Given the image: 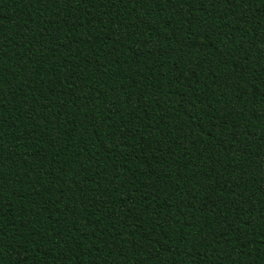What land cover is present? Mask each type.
Instances as JSON below:
<instances>
[{"label": "trees", "instance_id": "1", "mask_svg": "<svg viewBox=\"0 0 264 264\" xmlns=\"http://www.w3.org/2000/svg\"><path fill=\"white\" fill-rule=\"evenodd\" d=\"M0 264H264V0H0Z\"/></svg>", "mask_w": 264, "mask_h": 264}]
</instances>
